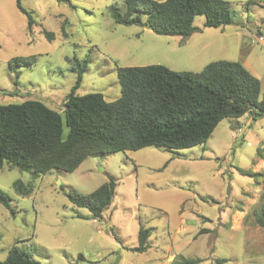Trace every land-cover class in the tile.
I'll return each mask as SVG.
<instances>
[{
  "label": "rangeland",
  "instance_id": "rangeland-1",
  "mask_svg": "<svg viewBox=\"0 0 264 264\" xmlns=\"http://www.w3.org/2000/svg\"><path fill=\"white\" fill-rule=\"evenodd\" d=\"M227 1L232 23L206 27L204 16L196 15V30L182 38L115 23L110 8L124 10L123 0H21L33 19L30 28L16 0H0V103L37 99L63 110L77 78L74 57L87 62L78 95L117 99V67L162 64L198 72L225 59L259 79L261 100L264 9L257 2L246 7L248 0ZM14 57L35 62L11 71ZM109 177L118 183L101 218L65 194H88ZM16 180L31 191L16 192ZM0 190L11 198V208L0 204V261L17 245L40 264H170L178 255L199 258L197 264H264V226L253 215L264 205V117L224 118L206 142L188 148L152 145L91 155L72 172L32 178L3 168ZM140 227L153 228L149 247L132 251Z\"/></svg>",
  "mask_w": 264,
  "mask_h": 264
},
{
  "label": "trees",
  "instance_id": "trees-1",
  "mask_svg": "<svg viewBox=\"0 0 264 264\" xmlns=\"http://www.w3.org/2000/svg\"><path fill=\"white\" fill-rule=\"evenodd\" d=\"M62 1V0H60ZM67 1V0H64ZM264 1L248 0L249 3ZM124 10L113 4L111 17L117 24H148L161 35L189 36L196 28L193 19L203 15L204 26L222 27L233 21L227 0H123ZM16 5L33 22L21 0ZM51 39V32H44ZM78 66L76 82L65 97L61 111L51 109L37 99L20 103H0V170L16 168L32 178L52 170L72 172L83 160L95 154L132 151L147 146L167 149L202 144L224 118L249 113L253 119L264 117V94L259 100L260 81L239 61L218 59L200 71H176L162 64L117 67L121 95L107 101L101 93L78 95L85 60L73 58ZM35 62V57H14V68ZM254 177V172L240 169ZM109 179L88 194L65 192L76 207H85L93 218H101L112 202L117 185ZM19 194L31 191V185L16 180ZM63 189V188H62ZM11 198L0 190V204L10 207ZM254 220L264 226V205L253 210ZM78 216H81L78 214ZM113 232L112 227H109ZM153 228L140 227L138 245L132 251L147 250V238ZM199 258L175 256L170 264H197ZM224 259H217L221 264ZM0 264H40L17 245H13Z\"/></svg>",
  "mask_w": 264,
  "mask_h": 264
},
{
  "label": "water",
  "instance_id": "water-1",
  "mask_svg": "<svg viewBox=\"0 0 264 264\" xmlns=\"http://www.w3.org/2000/svg\"><path fill=\"white\" fill-rule=\"evenodd\" d=\"M144 27H146L147 29H150L149 25L148 24H143ZM106 209L103 210V212H105Z\"/></svg>",
  "mask_w": 264,
  "mask_h": 264
}]
</instances>
